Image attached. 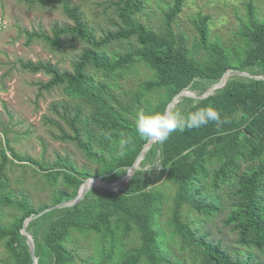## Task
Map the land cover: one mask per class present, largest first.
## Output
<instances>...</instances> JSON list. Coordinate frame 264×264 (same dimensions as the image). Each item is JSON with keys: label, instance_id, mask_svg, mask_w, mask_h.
<instances>
[{"label": "trees", "instance_id": "1", "mask_svg": "<svg viewBox=\"0 0 264 264\" xmlns=\"http://www.w3.org/2000/svg\"><path fill=\"white\" fill-rule=\"evenodd\" d=\"M23 1L48 6L59 0ZM185 1L168 4L161 30L140 19L148 0H110L108 19L115 29L101 35L76 5L62 0L72 23L57 24L52 35L27 31V44L42 39L54 52L68 39L85 44L70 70L43 60H28L22 68L50 76L40 82L41 90L63 89L67 98L50 108L56 117L45 114L44 121L56 129V139L73 143L96 168H80L68 155L53 163L23 156L6 137L0 151V242L7 264L34 263L22 232L29 216L75 199L89 177L113 183L127 174L149 142L135 130L139 109L164 112L182 90L202 95L231 68L253 77L234 72L213 94L184 95L173 108L186 115L211 106L226 122L177 130L164 143L154 142L122 187H91L79 203L51 209L26 229L37 264H264V78L255 77H264V19L248 1L234 39L223 43L210 37V15H200L190 46L174 29ZM120 42L128 46L111 50ZM139 66L150 74L134 89L124 87L120 81ZM14 162L37 167L50 201L34 205L30 193L12 186L7 167ZM7 208L13 216L6 223ZM219 218L239 247L212 236ZM89 248L88 256L80 254Z\"/></svg>", "mask_w": 264, "mask_h": 264}, {"label": "rangeland", "instance_id": "2", "mask_svg": "<svg viewBox=\"0 0 264 264\" xmlns=\"http://www.w3.org/2000/svg\"><path fill=\"white\" fill-rule=\"evenodd\" d=\"M59 1L43 6L23 0H0V122L2 123L0 151L2 147H6L7 137L11 146L23 156L53 163L57 157L68 155L80 168L88 166L93 171L96 164L89 162L73 143L56 139L52 131L58 132L44 121L45 114L56 117L51 113L50 108L52 103L67 98L63 89L56 87L49 91L41 90L40 82L48 81L50 76L43 72L34 73L22 68V63L28 60H43L70 70L73 61L85 46L77 38L68 39L64 42L63 50L56 52L42 39L33 40L27 44V31L52 35L53 28L57 24L72 23L71 19L63 13ZM69 1L85 14L90 26L96 28V34L101 35L107 29H115L108 19L114 11L110 0ZM248 1L250 0H186L182 11L178 14L175 32L184 34L188 44L192 46L198 37L194 20L200 15H210L211 39L229 43L240 27V20L246 18ZM251 1L255 5L258 19H264V0ZM172 2L173 0H148L139 15L140 19L155 30H161L168 4ZM127 46L128 42H120L114 44L111 50L123 51ZM148 74H150L148 69L139 66L135 73L120 82L124 87L134 89ZM181 97L177 100L179 101ZM4 128L8 130V134L3 132ZM8 154L12 158L9 151ZM20 163L8 164L7 172L11 177L12 186L17 190L24 188L30 193L34 205L50 201L51 191L40 181V174L35 170L37 167L25 162ZM22 176L25 177V183L18 184L17 179ZM11 210L6 209L4 219L6 223L13 216ZM217 222L218 225L214 227L212 236L215 238L223 236L232 247H239L231 228L224 227L221 218ZM89 249L80 251V254L88 256L92 253V249ZM6 259L7 251L3 242H0V264H7ZM76 264L85 263L78 260Z\"/></svg>", "mask_w": 264, "mask_h": 264}, {"label": "clouds", "instance_id": "3", "mask_svg": "<svg viewBox=\"0 0 264 264\" xmlns=\"http://www.w3.org/2000/svg\"><path fill=\"white\" fill-rule=\"evenodd\" d=\"M209 122H215L219 126L226 121L222 120L219 111L211 106L198 108L186 115L173 110L159 112L139 109L135 117V130L140 137L162 144L177 130L182 132L186 128L196 129ZM125 143L126 141L121 142V148Z\"/></svg>", "mask_w": 264, "mask_h": 264}, {"label": "water", "instance_id": "4", "mask_svg": "<svg viewBox=\"0 0 264 264\" xmlns=\"http://www.w3.org/2000/svg\"><path fill=\"white\" fill-rule=\"evenodd\" d=\"M234 72H237V73H239L241 75H246V76H249V77H253V75L248 73L247 71L234 70L233 68L228 69L225 72V74L221 77V79L218 82H216L215 84H213L212 86H210L202 95L198 96L193 91H190L189 89H186V90L184 89L181 92H179L178 94H176L175 97L172 99V101L168 104V106L166 108V111L167 110H173V108L175 107L176 102L178 101L177 99L179 97H181V96L186 95V96H192V97H195V98H204V97H206V96H208L210 94H213L216 89L220 88L221 86H223L225 84V82H226L227 78L229 77V75H231ZM255 77L256 78H264L261 75H256ZM153 143L154 142H151L149 140V142L142 149V151H141L140 155L138 156V158L136 159V161L128 169L127 174L121 180L113 182V183H108V182L104 181L102 179V177H100V176L89 177L80 186L79 191H78V195L76 196L75 199L70 200V201H63V202L58 203V204H56L54 206H50V207L44 209L43 211L39 212L38 214H33V215L29 216L24 221V227L22 229V232L27 236L28 243H29L30 250H31V254H32V257L34 259V263L33 264H37V257H36V254H35L34 238L26 229V227L28 226L29 221L34 219V218H36V217H38V216H40L41 214H43V213H45V212H47V211H49L51 209L65 207V206H71V205H74L76 203H79L80 201H82L84 199L85 195L88 193V191L91 189V187L96 186V187H102V188H107V189H117L119 187H122L124 184H126L130 180V178H131L132 174L134 173V171L140 167L141 161L144 159L146 151L151 147V145ZM93 180H95V182H93ZM97 181H100V183L97 182Z\"/></svg>", "mask_w": 264, "mask_h": 264}, {"label": "bare ground", "instance_id": "5", "mask_svg": "<svg viewBox=\"0 0 264 264\" xmlns=\"http://www.w3.org/2000/svg\"><path fill=\"white\" fill-rule=\"evenodd\" d=\"M93 182H95V181H93ZM93 182H92V183H93ZM97 182H99V183H100V181H97ZM92 183H91V184H92ZM101 183H102V182H101Z\"/></svg>", "mask_w": 264, "mask_h": 264}]
</instances>
